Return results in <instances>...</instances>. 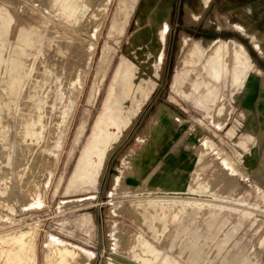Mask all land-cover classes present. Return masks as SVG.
I'll list each match as a JSON object with an SVG mask.
<instances>
[{
  "label": "rangeland",
  "instance_id": "374dc122",
  "mask_svg": "<svg viewBox=\"0 0 264 264\" xmlns=\"http://www.w3.org/2000/svg\"><path fill=\"white\" fill-rule=\"evenodd\" d=\"M192 3L0 0V234L34 230L31 264H264V89L255 113L246 49L229 26L207 47ZM116 97L127 129L105 118L121 137L85 170Z\"/></svg>",
  "mask_w": 264,
  "mask_h": 264
},
{
  "label": "bare ground",
  "instance_id": "6f19581e",
  "mask_svg": "<svg viewBox=\"0 0 264 264\" xmlns=\"http://www.w3.org/2000/svg\"><path fill=\"white\" fill-rule=\"evenodd\" d=\"M206 0H205V4H206ZM208 3V2H207ZM189 6H190V3H189ZM75 8V7H74ZM72 9V8H71ZM102 9V8H101ZM101 11V10H100ZM103 11V10H102ZM194 11V10H193ZM189 12L191 14H193L190 9H189ZM104 13V11H103ZM102 13V14H103ZM100 16V15H99ZM155 22V21H154ZM151 23H153V20H151ZM146 24V22H145ZM138 26V31L141 30L143 24H142V20L137 24ZM138 34V33H137ZM157 36H158V39L159 41H162V36L161 35V32L157 30ZM29 37H26L25 39L27 40ZM22 39V38H21ZM138 39V37H137ZM157 39V40H158ZM29 40V39H28ZM133 40V39H132ZM132 42V41H131ZM134 42V41H133ZM142 43V42H141ZM132 44V43H130ZM143 44V43H142ZM142 44H139V45H142ZM135 46V45H134ZM137 47V46H136ZM148 48V47H147ZM21 49H23L21 47ZM24 50V49H23ZM22 50V51H23ZM147 52V51H146ZM160 54H161V50H159ZM153 53V52H152ZM136 54V53H135ZM154 54V53H153ZM151 55V54H150ZM158 57V56H157ZM160 57V56H159ZM87 60V59H86ZM157 60V59H156ZM155 60V62H156ZM142 61V60H141ZM88 62V61H86ZM15 63V62H14ZM144 63V62H143ZM142 63V64H143ZM158 63V62H157ZM209 63H213L215 65V71L217 73H220V69H221V62L218 60V59H214L213 58V62L212 60L210 62H207V64ZM84 64V63H83ZM87 64V63H86ZM85 64V65H86ZM133 66V65H131ZM19 68V67H18ZM159 68V67H158ZM134 69V68H133ZM158 71V70H157ZM129 73V72H127ZM84 74L83 73H80L79 75H77L78 77H81L82 78V75ZM134 75V74H133ZM132 75V76H133ZM182 77V76H181ZM179 78V81L180 83H184L182 78ZM127 78H130L131 77H127ZM15 80H18L17 77L15 78ZM129 80V79H127ZM74 81H77V79L75 78ZM132 81V79H131ZM145 81V80H144ZM130 82V81H129ZM77 82H75L76 84ZM126 83V82H124ZM133 83V82H132ZM138 83V82H137ZM79 84V83H78ZM144 84V82H143ZM81 85V84H80ZM125 85V84H124ZM134 85V84H133ZM146 86V84H144ZM143 86V87H145ZM141 85H137V90H135L134 92H131L130 94H132V98L134 101H137L139 99V96L141 94V92L143 93V88ZM198 87V86H197ZM77 87H75V89L72 91L71 89L67 91V101H68V104L70 105V103L72 102L73 100V95H74V91H76ZM200 90V89H199ZM112 91L115 93V90H114V87H112ZM206 91V90H205ZM211 91V90H210ZM201 92V91H200ZM209 93V92H208ZM129 94V93H127ZM203 94V92H202ZM64 97V96H63ZM130 97V96H129ZM204 99V98H203ZM209 99V98H208ZM112 101V100H111ZM111 101L107 104L105 110H104V114L101 118V123L103 124L104 128L105 129H102L101 127H99L96 132H94V137H95V145H90V149H91V153L92 154H89L88 155V162L89 164H87L85 166V170L89 169V165H96L97 163H102V165L104 164V162L107 160L110 152L113 150V148L115 147V142L119 140V138L121 137V135H116L115 138H110L109 135H108V130H107V127H106V121L104 120L105 118H110L113 120V124H115L118 129H120L123 133L126 131L127 129V124L129 122V116H125L124 115L122 116L121 114L119 116H117L115 114V111L118 109L120 111H125L127 109V107L125 106H122L119 102H118V99L116 97V102H115V105H113L111 103ZM204 103V102H203ZM200 104V103H199ZM67 106V105H66ZM117 108V109H116ZM133 109V108H132ZM62 121L59 123H57L59 126L62 122H64L65 118H66V115L68 113V107H65L62 109ZM41 115V114H40ZM39 115V116H40ZM122 116V117H121ZM114 117L116 119H114ZM37 118V117H36ZM40 118V117H39ZM48 122V121H47ZM37 123V122H36ZM35 123V124H36ZM100 123V122H99ZM33 124V123H32ZM34 125V124H33ZM45 127V126H44ZM42 128V127H40ZM33 129V128H32ZM35 129V128H34ZM117 132V131H116ZM41 133V132H40ZM122 133V134H123ZM111 135V134H110ZM43 137V135H42ZM45 141V140H44ZM33 144V143H32ZM146 154V153H145ZM151 154V153H150ZM148 153V155H150ZM145 157H143L144 159ZM149 158V157H147ZM145 162V161H144ZM183 171V170H182ZM133 174V173H132ZM125 174H123L124 176ZM150 175V174H148ZM126 176V175H125ZM134 177V176H133ZM27 180V179H26ZM88 181H92L94 182L93 180H91L90 178L88 179ZM129 182H135L136 183V178H131V177H126L125 178V183L126 184H129ZM21 183V182H20ZM96 184V183H95ZM122 184V183H121ZM98 185V184H97ZM133 185V184H132ZM23 186V185H21ZM20 186V187H21ZM124 186V185H123ZM144 187V186H143ZM18 188V187H17ZM18 191V190H17ZM26 189H22V192L25 193ZM30 191V190H29ZM18 193V192H17ZM89 199V198H88ZM88 202V201H87ZM178 213L175 214V216H177ZM30 224V223H29ZM160 224V223H159ZM32 225V224H30ZM145 239V238H144ZM34 240H35V231L30 229L29 226H24L23 228L21 227L20 229L18 230H14L13 232H9L5 235H2L0 234V243L4 242L5 245L2 247L3 251L6 253V264H31L33 258H34V250H33V243H34ZM145 240H143L142 243H144L143 245L146 244V241L144 242ZM148 242V241H147ZM142 245V244H141ZM149 245V244H148ZM146 245V247L148 246ZM51 252L53 253V255L55 256V260H54V263L55 264H78L80 262V260H78V256H79V250L76 249V248H72V247H69V248H65L63 249L62 252L60 251H57V249L51 245ZM143 247V246H142ZM150 248H152L150 246ZM73 249H76L75 251H73ZM145 249V248H144ZM65 250V251H64ZM150 249L148 248L146 251H149ZM152 250V249H151ZM145 252V251H143ZM83 258V257H82ZM134 261V259H133ZM132 261V262H133ZM81 263V262H80ZM134 263V262H133ZM135 264V263H134Z\"/></svg>",
  "mask_w": 264,
  "mask_h": 264
},
{
  "label": "crops",
  "instance_id": "0c3cea01",
  "mask_svg": "<svg viewBox=\"0 0 264 264\" xmlns=\"http://www.w3.org/2000/svg\"><path fill=\"white\" fill-rule=\"evenodd\" d=\"M192 0V11L197 15V20L191 19V24L199 26L200 22L206 19L207 22V47H215L222 41L216 39V32L226 29L232 33L229 40L222 43L231 42L234 46L238 42V47L242 45L251 58L254 67L247 72L246 81L241 93H245L251 83L255 81L256 94L254 98V112L257 113L258 102L256 97H261L264 89L258 86V80L264 79V0ZM214 24L211 30L209 25ZM198 28V27H197ZM210 38V39H209ZM202 52V50H201ZM246 108V107H245Z\"/></svg>",
  "mask_w": 264,
  "mask_h": 264
}]
</instances>
